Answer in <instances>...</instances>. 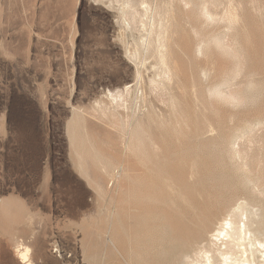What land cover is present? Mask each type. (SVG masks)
<instances>
[{
	"label": "rangeland",
	"instance_id": "rangeland-1",
	"mask_svg": "<svg viewBox=\"0 0 264 264\" xmlns=\"http://www.w3.org/2000/svg\"><path fill=\"white\" fill-rule=\"evenodd\" d=\"M230 192L264 215V0H0V264H161Z\"/></svg>",
	"mask_w": 264,
	"mask_h": 264
},
{
	"label": "bare ground",
	"instance_id": "bare-ground-1",
	"mask_svg": "<svg viewBox=\"0 0 264 264\" xmlns=\"http://www.w3.org/2000/svg\"><path fill=\"white\" fill-rule=\"evenodd\" d=\"M203 11H206V10H203ZM156 51H157V49H156ZM159 55L161 56V54H159ZM160 60L162 61V59H160ZM163 64H164V62H163ZM212 91L214 92V90H212ZM214 93L216 94V90ZM193 130H194V128H193ZM187 136H189V135H187ZM195 142H196V140H195ZM164 143H165V141H164ZM157 147H159V145ZM157 147H155V149H157ZM158 151H159V149H158ZM188 151H189V149H188ZM189 153H190V151H189ZM204 155H205V153H204ZM167 157H169V156H167ZM175 157H177V156H175ZM190 158H192V157L190 156ZM146 160H148V159H146ZM147 162H149V161H147ZM185 162H186V160H185ZM188 162H189V159H188ZM189 163L191 164V162H189ZM144 166H146L145 160H144ZM164 166H165V164H164ZM187 168H188V166L186 167V169ZM193 168H191V170ZM218 173H221V172H218ZM179 174H181V173H179ZM186 174L187 173H185V176H188ZM214 174L215 173H213V175ZM144 175H145V173H144ZM195 175H196V173H195ZM191 176H192V174H191ZM211 176H212V173H211ZM230 176H232V175H230ZM176 177H175V180H179V179H176ZM179 177H181V175ZM165 178H167V177H165ZM213 179H214V176H213ZM223 179H226V178L224 177ZM201 181H202V179H201ZM98 182L100 183V181H98ZM202 182H204V181H202ZM226 182H228V181H226ZM226 182H224V183H226ZM174 183H175V181H174ZM174 183H172V184L174 185ZM199 183H200V181H199ZM220 183H218V184H220ZM241 183L243 184L242 181H241ZM215 184H216V182H215ZM242 184H241V186H242ZM220 187H222V185ZM102 188H103V186H102ZM179 188H180V186H179ZM222 188H224V187H222ZM167 191H169V190H167ZM235 192L226 193L225 196L217 195L215 199H212L211 201L204 203L205 205L200 206L197 209V212L193 213V215L190 218H188L187 220L186 219L184 220L181 217H178V218H174V217L171 218L169 216L164 217L163 223L167 224L168 226H167V228L165 226V228H166V229H164L165 232H162V234L163 233L165 234L166 243H168V244H166V250H167V252H165L166 257L165 258L163 257L164 259L162 258L163 260H162L161 264H264V215L261 213V211H259L260 208L257 209V211L259 213H257L256 210H254L255 209L253 206L254 200H253V202H252V200L250 201L251 204L248 201L247 202L241 201V199L243 200L242 196L244 195V193L242 195L241 193H235ZM244 192H245V190H244ZM178 194H179L178 199H180L181 202H184V203L189 202V198H190L189 194L187 195L184 192H180V191ZM248 194L247 195L245 194L246 198H247ZM174 200L175 199H173V201ZM249 200H250V198H249ZM170 201H171V199H170ZM174 202H176V201H174ZM178 202H179V200H178ZM170 204H172V203H170ZM173 205H175V204H173ZM262 211H263V209H262ZM155 218H156V216H155ZM128 219H129V217H128ZM107 233H108V231H107ZM158 239H159V237H158ZM114 240L115 239L110 238V244L112 245L114 250L117 251V247L115 245ZM98 241H99V239H98ZM105 245H106V243H105ZM161 253H163V252H161ZM16 254H17V258H18L20 264L28 263V248L27 247L23 246L22 244H19L17 249H16ZM129 257H130V255H129ZM160 257H161V255H160Z\"/></svg>",
	"mask_w": 264,
	"mask_h": 264
}]
</instances>
